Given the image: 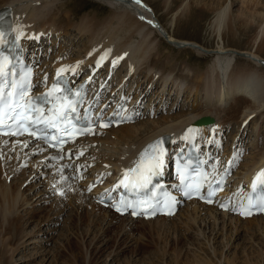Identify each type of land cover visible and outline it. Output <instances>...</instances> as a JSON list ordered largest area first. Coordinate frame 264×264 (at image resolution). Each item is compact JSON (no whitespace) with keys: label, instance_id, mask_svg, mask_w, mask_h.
I'll list each match as a JSON object with an SVG mask.
<instances>
[{"label":"rangeland","instance_id":"obj_1","mask_svg":"<svg viewBox=\"0 0 264 264\" xmlns=\"http://www.w3.org/2000/svg\"><path fill=\"white\" fill-rule=\"evenodd\" d=\"M121 1L57 0L53 4H50L49 8H51V10L47 17L50 20H53L54 18V20L63 21L53 22L46 18V21H49V23L45 22L44 19L36 20L35 22L43 25L46 28H48V26L55 27L54 23H62L63 29L61 32L62 37L60 41L61 43H66L67 50L70 54L76 55L83 53L88 47L91 48L93 43L96 41L101 39L100 42H102V39H104L106 36V34L101 35V33H99L101 37L98 36L99 40L96 38L97 40L95 39L94 41L93 38L94 35L96 36V32L93 34L90 27L91 25H87L93 23L90 18L95 15V18L100 20L109 18L112 14L111 11H118L126 5H124L123 0ZM130 1L135 7L132 9L135 11L134 14L138 15L140 19H142L141 17H144L142 20L147 21L149 28L155 30L154 34L149 35V39L152 41V48L146 59H143L141 56L139 57V64H137L138 66L134 69L138 71V74L133 80L143 83L147 82L148 78L152 76V83L156 86V89L159 90L155 94L158 96L156 101L162 96V94H160L162 89H166L165 92H169L173 88L176 89L178 85L181 86L183 92H185V96H189L186 102H184L183 99L180 100V102L184 105H182L179 110H176L172 114L161 115L158 118L170 116L176 117L179 116V114H183V112L186 113V111H188V114L191 113L188 107L191 108L192 104H196L197 101H200L204 96L205 81L203 76H205V71L209 69L220 53L228 52L230 54H234L235 56L233 57V66L235 65L236 67L245 61L247 63H259L257 61H253L250 56L252 55V57H254V55L258 54L259 52H256L257 46L262 42V40L264 42V20L262 21V15L264 13V0H257V8L259 11H261V13L255 14L254 16L248 15V17L246 15H242L241 13L242 9L244 11L249 10L244 6V0H233V3L228 2V4L230 3V13L235 25L232 26L231 24V31H228L229 28H226V36L223 41L219 36L218 31L214 29L213 26L215 12L213 9H211V7L216 6L215 2L218 0H200L199 2L197 0H141L143 5L136 3V0ZM188 2L191 4V7L186 11V13H182V5ZM205 3H208L209 6H207ZM146 5L149 9H147ZM25 14H29V10H26ZM50 15L52 16V19ZM66 17H68V19ZM93 21L96 20L93 19ZM149 21L151 22L150 24ZM37 23H35V25H37ZM161 30L164 31L161 32ZM90 32L91 34H89ZM164 32H166L165 35ZM90 35H92V37H90ZM140 38V35H136L137 41ZM170 38H173L175 42ZM90 39H93L92 45V41ZM184 40L186 42H184ZM191 41L194 42L196 46H192L187 43ZM183 43L185 45H183ZM261 50L260 61L263 63L264 46L261 48ZM147 65H149V67H146ZM124 73H127L126 63H123L119 66L118 77ZM145 76L148 78L146 79ZM164 76H168L169 81L167 80V83L163 81ZM145 87H147V85ZM156 89L154 91H156ZM169 96L171 100H174L177 97V92L174 90V93H171L170 91ZM205 101L207 100L205 99ZM235 101L236 99H232L231 103H235ZM205 104H208L209 106L210 103L205 102ZM211 105L209 107L214 108L213 104ZM200 108H202V104ZM257 109V116L250 119L249 126L246 128L248 132L246 135V140H250L251 146V155L246 161H249L250 159L257 160V157H260L262 152L264 153V107H258ZM225 115L226 112L221 110L219 120H224L226 122L227 119L230 132L234 130L239 131L241 126L237 127L236 122L241 121L242 117H238L239 119H232L230 116L231 119H228V115H226L227 117ZM257 130L261 134V145H258L257 141L251 138ZM108 135L105 134L104 136L111 137V135L113 136V133H109ZM130 146L131 148L134 147V145ZM239 172H242V168ZM12 176L13 175H11V177ZM37 179L38 181H36ZM44 179V176H41L40 178L39 176H35L33 181H36V184L32 183L31 185L26 186V184L30 181L29 180L25 182L22 187H19L24 193L23 196L25 198H31V195L38 190H46L50 200L48 199L47 201H44V198L41 201L38 200L32 203L31 200L33 199H31L29 203L19 210V213L17 214L23 216V218L21 216L22 223H20L21 219L19 220V224H21L23 227L22 235H25L23 239L21 235H18V238L16 235V233H21V226L19 224H17V226L13 227L12 229H7V231H2L0 233V264H154V262L155 264H190L185 263V260L192 255L197 256V254H200V256L197 257L210 256L215 264H218L217 257H221L224 261L225 257H231L234 255L236 258H239L238 264H241V259L244 258L243 255L246 257V254L243 253L244 249L241 247V245H246L248 251L254 247H257L256 241L244 242V237L241 236L239 240H234L233 238L232 241L234 244L231 242L229 246H226L225 248L223 247V252L220 251L222 255L219 252L217 256H212L209 251L211 250V247L213 248V243L215 246L217 245V247L221 248L224 244H226L227 240L226 236H224L225 238H222V235L217 237L215 242L212 238L211 243L209 244L207 242V236L211 233V231L210 229H207V239H205L206 237L202 233L196 234V237H192V242L195 243L194 245L188 246L187 244L182 251H179L177 247H167L168 250L165 252L164 247H157V243L155 242L157 241L156 238H154V236H152V234L149 232L151 229L149 224H144L140 221H132V224H129L128 227L132 226L134 231H130L129 235L127 233L124 234L121 230V232H119V229L116 228L123 218H115L111 225L108 226L106 221H102V219L105 217L104 214H100V209L97 210L96 207L92 208L86 202H83L82 207H86V212H88L85 217L87 220L82 219L83 217H81V215L83 213L84 216V210L81 211L82 207L79 208L77 206L80 204H77V201L75 202L76 205L70 204V202L68 203V200L71 201L69 198L70 196H67L68 200L63 197L62 201L60 196H58L57 199L56 196L60 193V190L55 189L54 192L51 191L48 182L46 185ZM33 190L35 191L34 193ZM8 196L9 195L7 192L5 198L8 199ZM5 198L3 197V194H0L1 222H3L2 213H4L2 210H4V207L6 206V204L3 202ZM56 200L57 204H55ZM62 209L65 210L63 211ZM67 209L68 211H66ZM48 210L49 212H47ZM56 211H58L57 213L62 211L64 214H62L59 219H55L54 213H56ZM72 212L74 214V217H71L73 220L70 218V214H72ZM35 214L37 217H34ZM44 214H46V217L44 220L41 219L43 221L42 224L37 225L39 221L41 222V220L38 218H41V215L43 216ZM100 216L101 218L99 220L101 221H99V223L91 222L93 219L96 221V219H98L97 217ZM185 217L186 214L179 216V218L177 217V219H175V224L182 222ZM53 219H55L54 221H56V224L53 225V223H50L51 228H49L46 233H44L45 231L39 230L44 224H48V221ZM225 221L228 224L230 223V219L228 218H226ZM5 222L6 221L4 220L3 224H1V227L2 229L4 227V230L6 228L5 226L8 225V220L6 223ZM169 223L171 226L172 222ZM260 223L264 224V220L260 221ZM74 225L78 226L77 230L76 228L73 229ZM106 226H108L106 233H108L109 237H112V240L114 239L116 243H113L111 239L106 243L108 237H105L101 234V228H107ZM139 228L142 230V232H145L146 235H140V231L138 230ZM9 231L15 233L9 235ZM189 233L192 234L193 231L189 230ZM97 234L99 235L97 236ZM174 234L173 237H177ZM212 236L215 237L214 235ZM67 237L69 238L70 243H67ZM169 240H172V236L169 238ZM205 240L206 244L201 250V247L199 246L203 244V241ZM222 242H224V244H222ZM177 251H179L178 255L176 253ZM211 253H213V251ZM256 256L257 255H255V257ZM152 259L154 261H152ZM262 262H264V260ZM221 264H224V262Z\"/></svg>","mask_w":264,"mask_h":264},{"label":"bare ground","instance_id":"obj_2","mask_svg":"<svg viewBox=\"0 0 264 264\" xmlns=\"http://www.w3.org/2000/svg\"><path fill=\"white\" fill-rule=\"evenodd\" d=\"M56 1L55 0H0V9L4 8L6 4H10V5L12 4L11 12L13 13L16 21L29 28L30 26L34 27L35 23H37L35 22L36 20L44 19L45 22H47L46 18L50 20L47 17L48 13L51 10L49 6L50 4H53ZM197 1L199 2L200 0ZM189 2L182 5L181 8L182 13L183 12L186 13V11L189 10V8L191 7V4ZM228 2L233 3L234 1L218 0L217 2H215L216 6L211 7V9H213L215 12L213 26L214 29L218 31L222 41L223 39H225L226 36L225 33V31L227 30L226 28H229L228 31H231L232 30L231 24L232 26L235 25L230 13V3L228 4ZM123 3L124 5L125 4L126 5L122 9H119L118 11L115 10H113L114 12L111 11L112 14L110 15L109 18L100 20L95 18L96 15L90 18V20H92L93 23L87 25L88 26L91 25L90 27L93 34L96 32V36L94 35L93 38L94 41L96 38L99 40V37H101L99 33H101V35L106 34L107 37L105 36V38L102 39V42H100L101 40L100 39L95 43H93V39L92 40L90 39L92 41V42L90 41L91 45L93 43V46L91 48L90 47L86 48L85 51L83 52L84 54L81 53L82 55L79 56H84L85 53L88 52L90 54H97L99 52L107 50L110 53V58H112L111 61L113 63H115L116 60H118L121 56H125L126 62L129 64L131 68H134L137 64H139L138 62L140 56L143 59H146L148 57V54L152 48L151 47L152 41L149 39V35L154 34L155 30L152 28L151 30L148 26L147 21L140 19L138 15L134 14L135 11L132 9H134L135 7L130 0H123ZM140 4L143 5V2H141ZM205 4L209 6L208 3ZM257 5H258L257 0H244V6L249 10L244 11L242 9L241 11L242 15H246L248 17V15L254 16L255 14H260L261 11L258 10ZM26 10H29V14H25ZM66 18L68 19V17ZM93 19H95L96 21H93ZM263 20H264V13L262 15V21ZM50 21L58 22L63 20L57 21L54 20L53 18V20ZM47 23H49V21ZM58 24L54 23V26H58L61 28L63 27L62 23H61L62 25L61 24L58 25ZM89 34H91V32ZM136 35L137 36L140 35L141 37L138 41L136 40ZM90 37H92V35H90ZM170 39L174 41L173 38ZM184 42L186 41L184 40ZM187 43L192 46H196L195 43L192 41ZM183 45L185 44L183 43ZM263 46H264V42L262 40V42L257 46L256 49V52H259L260 54L258 53L254 55V57H252V55L250 56L253 61L259 62L257 63L258 65L255 63H247L245 61L244 63H240L239 65H237V67L235 65L233 66V61H234L233 57L235 55L230 54L228 52L220 53L216 57L215 61L212 63L209 69L205 71V76H203L204 77L203 79L205 81L204 93H205V99L207 100L206 103L209 102L210 103L209 106L213 104L214 108H211L208 106V104H205V106L195 114H191V113L188 114L187 112L186 113L183 112V114H179V116L176 117H171V116L164 118L161 117L162 119L158 118L157 120H152V121L142 120V122L119 126L118 128H113L103 133L104 135L113 133V136L111 135V137H107L101 134L102 135L101 137L97 135L96 137L89 138V146L96 143V145L92 147V149L94 150V155L97 156L98 161H101L100 163L97 162V166L100 168H109L111 170L114 168L122 169L123 167L130 165L136 159L137 155H139L148 144L156 141L157 139H161V140L165 139L168 133H174V135L171 138L169 137L166 138L167 141L170 140L172 141L176 138L178 130L183 129L186 125L195 121L206 122L209 121L208 119L218 121L220 119L221 110L226 112V115H228L229 117L228 119L231 118L236 119L238 117H242L241 121L236 122L237 124H239L238 126L236 125L237 127L242 126L248 119L256 117L258 110L257 108L264 107V64H263L264 62L261 63L260 61L261 60L260 55L262 51L261 48ZM79 56L73 58L76 59ZM89 63H90V57L88 59V64ZM149 65H147L146 67H149ZM83 66L84 65H80L79 68ZM147 78L148 77H146V79ZM164 79L165 80L168 79V76H164ZM232 99H236L235 103H231ZM227 122L228 121L226 119L225 123ZM130 145H134V147L131 148ZM89 146L87 148H89ZM37 150L38 148L32 145L29 146L23 140H14L8 146L3 143H0V194H3L4 198L6 197L7 192L9 195L8 199L5 198L3 200L6 206L4 207V210H2L4 211V213H2L3 222L4 220L6 222L8 220V225L7 224H6L7 226L4 225L6 227L4 230V227L3 229L1 227V224H3V222L0 221V230H1L0 233L2 231L4 232L7 231V229H12L13 227H16L17 224H19V220L21 219L22 215L17 213H19V210H21V208H23L27 203H29L31 199H33L31 200V202L33 203L38 200L41 201L44 198H45L44 201L45 200L47 201L50 198L46 190H42V191L38 190L35 192L34 189L33 193L34 192L35 193L31 195V198L28 199L23 196L24 193L19 188L22 187L23 184H25V182L29 180L30 181L26 184V186H29L32 183L36 184V181H38V179L36 181H33V178L35 176H39L40 178L43 175L46 177L44 181L46 182V185L48 182L51 191L54 192L56 188H59L60 192L61 191L64 192L63 196H61L59 193L57 194L56 198L60 196V198H62L63 201V197H65L68 200L67 196H70L69 198L72 202L68 200V203L70 202V204L76 205L75 202L77 201V204H80L77 205L79 208L82 207L83 202H86L92 208L96 207L97 210L100 209L101 212L100 214L101 215L104 214L105 217L102 219V221H106V224H108V226L111 225L112 221L115 218H123L122 221H120V223L117 225L118 227H116L119 229L118 231L119 232L122 231L124 234L127 233L128 235L130 231H134L132 229V226L128 227V225L132 224L131 222L135 220L130 219L128 216H120L100 206L99 204H96L93 198L89 194H86L84 192L86 189L85 186H83V188L78 184H74L70 186L69 183L64 179L65 176L59 170L57 171L56 168L46 170V168L49 166L48 155L46 154L37 155ZM87 157H88V153L86 155V158ZM257 158H258L257 160L250 159L249 161H245L244 163H242V168L244 167L243 169L245 170L241 174L239 181L244 179V177L248 174V172L250 174L254 169L264 164V153H262L261 156ZM32 174L33 176L31 177ZM11 175L13 176L11 177ZM55 204H57V200ZM82 210H84V216L82 213L81 217H83L82 219L87 220V218H85L86 215L88 214V212H86V207H82L81 211ZM66 211H68V209ZM47 212H49V210ZM57 212L58 211L54 213L55 219L57 218L59 219V217H61V215L64 214V212L62 211H60L59 213ZM185 214H186L185 219L182 222L175 224L176 223L175 219ZM72 216L74 217L73 212L72 214H70V218ZM34 217H37V215L35 214ZM45 217L46 214H44L43 216L41 215V218L38 219L44 220ZM97 218L98 219H96V221L93 219V221L91 222L99 223V221H101L99 220L101 216ZM226 218L230 219L229 224L225 221ZM55 219L48 221V224H44L43 227L39 230L45 231L44 233H46L49 230V228H51L50 223H53V225L56 224V221H54ZM262 220H264V215L243 219L240 218L239 216H233L229 212L219 210L213 206H206L200 204L198 203V201L194 200L188 203L182 210H180L173 217L163 216L148 221L145 220H136V221H140L144 224L150 225L151 229L149 230V232L152 234V236H154V238H156L157 241L155 242L157 243V247H162V248L164 247L165 252H167L168 250L167 247H177L179 251H182L187 244L188 246L194 245L195 243L192 242V237L193 236L196 237V234H200V233H202L206 237V234H208L206 230L210 229L211 233L209 232L210 234L207 236L208 237L207 242L209 244L211 243L212 238L214 239L215 242L216 241L215 239H217V237H220L222 235H223L222 238H225L224 236H226V240H227L226 244L222 242V244L224 245L221 248L217 247V245L215 246V244L213 243V248L211 247V250L210 251L208 250L212 256L214 255L217 256L220 251L223 252L226 246H229L231 242L233 243L232 241L233 238L234 240L237 239L239 240V238L242 236L244 237L243 240L244 242L256 241L257 247L256 248L254 247L250 251H248L246 245H241V247L244 249L243 253L246 254V257L245 255H243L244 258L241 259V264H264V262H262L264 260V224L260 223V221ZM42 222H43L42 220L41 222L39 221L37 225H41ZM169 222H172L171 226ZM20 223H22V219ZM19 225L21 226V231H20L21 233L18 232L19 234L16 233V235L17 238L18 235L19 236L21 235L23 239L25 237V235H22L23 227L21 224ZM108 226H106L107 228L104 227L101 228L102 229L101 234L104 235L105 237H108L106 243L110 239L112 240V237H109V234L106 233ZM74 228H76L77 230L78 226L74 225L73 229ZM138 230L140 231V235H146V233L142 232L140 228ZM189 230H192L193 233L190 234ZM11 231H9L8 233L9 235L15 233ZM173 234L176 235L177 237H173ZM98 235L99 234H97V236ZM212 235H214L215 237H213ZM171 236H172V240H169ZM116 237H117V233H116ZM207 237L205 239H207ZM112 242L116 243L114 239L112 240ZM203 242L204 243L199 246L201 247V250L203 249L202 247L205 246L206 240ZM67 243H70L69 238ZM179 251L176 252L177 255L179 254ZM212 251L213 253H211ZM255 255L257 256L255 257ZM197 256H200V254H197ZM197 256L192 255L191 257H188L185 260V263L215 264L210 256H203V257H197ZM153 259L152 261H154ZM238 260L239 258L238 257L236 258V256L234 255H232L231 257L230 256L225 257L224 261L221 257L219 258L217 257L218 264H221L223 262L224 264H238Z\"/></svg>","mask_w":264,"mask_h":264},{"label":"snow or ice","instance_id":"obj_3","mask_svg":"<svg viewBox=\"0 0 264 264\" xmlns=\"http://www.w3.org/2000/svg\"><path fill=\"white\" fill-rule=\"evenodd\" d=\"M136 3H141V0H136ZM141 18L143 19V17ZM149 23L151 22L149 21ZM21 35H23L22 32H16L17 39ZM4 37L5 32L0 30V44L8 43ZM109 54L105 53L98 63L102 62ZM10 65H12L11 68L9 67ZM68 71L74 73L75 69H59L56 74L57 82L52 85L47 93L39 97H34L31 95L32 89L35 87L32 82V70L28 69L23 71L19 79H16L17 73L13 61L9 56L0 53V134L18 136L27 133L36 140H44L52 147H56L57 144L62 145L65 143L63 138L52 137L49 139L46 134H42L38 130L39 125L42 124L46 128L56 129L61 133H68L69 135L72 133L86 134L92 132L90 127L81 129L74 123V121L81 119L79 116V106L82 103L83 94L81 91L73 92L71 88L62 86L61 74ZM10 76L13 79L9 83ZM46 79L42 82L45 86ZM9 87L11 90L5 92V89ZM44 104H51V108L48 109L47 114L45 113V108L42 106ZM8 121H11V123H8ZM33 126H37V130H33ZM101 126L108 127V124ZM4 129H8V131H4ZM197 134V130L194 127H189L183 139L193 142ZM52 141H56V143H52ZM163 143V140L157 139L148 144L140 154L139 159L134 162V167L124 172L123 178L116 187L123 186L132 192H142L147 190L149 186L155 188L153 179L162 174L167 157V150L163 147ZM190 168L191 161L185 164L178 163L177 175L185 189L184 195L189 198L196 195L200 199H205L201 194V190L204 184L207 183L209 189L207 196L209 198L212 197L215 192L211 181L208 179V174L202 170L191 168V171L196 172V176H193L189 171ZM215 171L214 168L213 173ZM262 178H264V170L258 173L256 177V181H259L260 185L264 186V179ZM64 179L66 180L67 177H64ZM252 189L254 192L257 191L258 184L256 182L252 184ZM60 195L63 196L64 192L61 191ZM246 199L247 203H241L239 208V214L241 216L247 217L252 215L254 208L264 212V195H261L259 199H256L255 196H250ZM207 202L212 203L213 201L208 199ZM176 203V199L167 193L163 194L161 198L157 197L156 193L153 192L151 198L131 201L121 198L113 206L117 212L123 213L131 209V215L150 217L156 215L158 210L172 215ZM220 206L225 209L227 208V205L224 204Z\"/></svg>","mask_w":264,"mask_h":264}]
</instances>
